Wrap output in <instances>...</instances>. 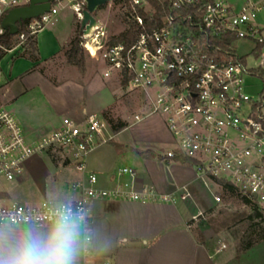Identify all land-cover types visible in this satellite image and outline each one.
<instances>
[{
	"label": "built area",
	"instance_id": "2783aa9c",
	"mask_svg": "<svg viewBox=\"0 0 264 264\" xmlns=\"http://www.w3.org/2000/svg\"><path fill=\"white\" fill-rule=\"evenodd\" d=\"M125 1L118 0L123 13L142 26L144 21L138 11L151 10L148 0H131L130 8ZM30 2L0 0V36L5 32L3 22L8 14ZM170 2L174 12L165 18L164 25L141 33L132 44L113 42L127 29L125 22L126 28L117 35H111L107 25L95 16V25L89 30V24L81 28L86 0H50V11L31 20L26 31L36 37L56 21L61 10H70L80 24V46L92 60L103 64L104 77L141 97L135 122L152 116L164 121L172 143L157 151V158L166 164L180 163L183 158L190 160L196 181L215 203L221 202L218 191L223 181L232 184L263 212V101H253L246 92L247 78L252 75L246 64L238 56L218 57L220 48L212 42L236 37L263 44L264 26L257 20L264 14V0H242L238 6L227 0ZM112 5H116L114 0L104 8ZM189 8L192 13H179ZM25 39V34L16 36L19 45H24ZM115 135L106 119L89 115L83 120L63 118L57 128L29 139L15 113L0 100V177L16 181L23 176L29 159L49 154L60 156L82 176L70 186L72 192L80 194L76 200L0 204V228L52 227L60 212L70 210L83 217L78 225L87 233L89 212L100 200L177 206L193 199L188 185L163 194L142 182L132 167L118 170L110 178L111 186L101 187L87 161L92 152L110 143ZM201 216L202 213L194 215L192 221L197 222ZM86 242H90L89 237Z\"/></svg>",
	"mask_w": 264,
	"mask_h": 264
},
{
	"label": "crops",
	"instance_id": "0c3cea01",
	"mask_svg": "<svg viewBox=\"0 0 264 264\" xmlns=\"http://www.w3.org/2000/svg\"><path fill=\"white\" fill-rule=\"evenodd\" d=\"M55 23L53 27L45 28L36 36V61L29 58L28 52L16 57L13 49L0 60V100L15 113L29 139L57 128L63 118L83 120L94 114L84 104L56 107L39 90L41 81L57 84L56 81L53 82L48 66L60 56L64 57V51L76 32V27L66 24L63 18L56 19ZM24 48L22 50L25 52L27 48ZM171 143L170 138L160 145V150L169 148ZM108 144L99 146L87 161L89 170L98 175L101 187L111 186L110 178L115 174L106 171L102 165L106 153L103 148ZM136 149L141 159L149 150ZM135 162L141 165V170L135 168L140 180L153 185L160 193H172L180 186L188 185L194 199L198 189L204 190L203 187L195 186L193 171L188 172L173 166L168 169L162 165H150L148 162L145 164V160L140 162L136 158ZM65 167L67 165L61 169V165H55L47 155L29 159L23 176L16 181L8 182L1 177L0 204L20 203L16 200L21 198H18L17 193L25 189L30 191L26 200L35 201L40 197V192L45 196L48 189L51 193H57L63 180L68 179L71 186L82 178L76 170L68 178ZM70 186L66 194L62 193L63 200L59 202H69L80 197L78 192L70 190ZM211 202L217 204L212 198ZM36 203L40 202L24 204ZM194 207L189 202L173 206L100 200L89 212L87 233L78 225L76 264H264V252H261L264 249V240L237 253L221 239H216L206 230L198 229L197 223L192 221L193 216L199 212ZM50 228L4 227L0 228V239L7 247L9 242L20 236L28 233L43 235ZM87 237L90 238L88 243Z\"/></svg>",
	"mask_w": 264,
	"mask_h": 264
},
{
	"label": "rangeland",
	"instance_id": "374dc122",
	"mask_svg": "<svg viewBox=\"0 0 264 264\" xmlns=\"http://www.w3.org/2000/svg\"><path fill=\"white\" fill-rule=\"evenodd\" d=\"M227 2L238 6L242 0H227ZM122 13V8L119 5H112L109 8L99 9L94 13V16L107 25L111 35H117L126 28L121 17ZM59 18H63L66 24H72L73 28L77 27L76 17L70 10H61L56 19L59 20ZM55 22L47 28L53 27L56 24ZM257 23L264 26V14L259 16ZM262 37L264 38V29ZM16 41L17 44L13 51L15 50L16 57H19L28 51L26 49L24 52L22 50L24 47L18 44V40ZM255 47L256 42L239 40L235 44L234 50L238 58L245 60L248 69L257 70L264 74V49L263 55L256 57L254 55ZM85 57L86 70L84 73L73 66H66L63 55L55 59L48 68L49 74L53 75V82L56 81L57 84L53 85L51 82L41 81L39 90L56 107L84 104L89 112L94 113L93 115L106 119L111 131L112 125H117L120 122L126 123L127 128L114 136L113 141L103 148V150L106 149L102 163L105 170L114 173L124 167L141 170V165L139 166L135 162L136 158L140 162L145 160V164L148 162L150 165H162L164 168L168 167V169L173 166L186 169L188 172L193 171L196 178V173L191 164L174 162L166 164L157 158L155 150L160 151V145L171 138L164 121L158 116H152L141 122H135L134 116L141 110V97L138 94L130 93L116 80L105 78L103 64L92 60L88 54ZM263 91L264 80L260 76L251 75L247 78L246 92L252 97L253 101L260 100ZM262 113L264 114V106H262ZM113 134L115 133L113 132ZM136 148L149 150L146 152L145 157L141 159ZM47 156L55 165H61V169H63L62 166H66L60 156L50 154ZM141 164L144 166L143 163ZM65 169L69 174L68 178L73 175L75 170L74 166H67ZM0 181H2L1 177ZM68 182V179L61 181V187L57 188V193H51V190L48 189L45 196H42V192H40V197L35 201L26 200L30 196V191L25 189L17 193L18 198L21 197L25 200L21 198L16 200L20 203H35L45 200L59 202L63 200L61 195L68 192L70 186ZM195 186L203 187L199 181H196ZM218 193L221 196V202L218 204L211 202L212 196L205 188L204 190L198 189L195 192L194 199L189 202V204L195 206L194 208L199 211L198 213H202V216L196 222L198 229L200 231L206 230L216 239H221L237 253L243 251L244 245L250 240H254L255 245L258 244L257 239L261 232L259 228H254L255 223L248 219L251 210L237 199L226 197L222 189ZM261 213L264 215V211ZM199 235H201L200 232ZM261 252L263 253L264 249Z\"/></svg>",
	"mask_w": 264,
	"mask_h": 264
},
{
	"label": "trees",
	"instance_id": "16d2710c",
	"mask_svg": "<svg viewBox=\"0 0 264 264\" xmlns=\"http://www.w3.org/2000/svg\"><path fill=\"white\" fill-rule=\"evenodd\" d=\"M131 0H126V4L128 8H130L129 3ZM115 4L118 5V0H114ZM149 5L151 7V10L144 11L139 10L138 14L143 18L144 24L142 26L137 25L136 23L132 22L129 18V15L127 13H122L121 17L123 18L124 22L127 25V29L121 33L118 37L113 38L114 43L118 42H124L127 44H132L136 41V39L139 37V35L143 32H152L154 29L160 28L164 25V20L167 16L172 14L174 11L171 7L170 0H148ZM101 9H104L101 8ZM193 9L189 8L186 10L179 11V13H192ZM31 22V20H26L22 22L19 25V34H25V43L24 47L28 50L29 58L32 61H36V37L30 36V34L26 31L27 25ZM16 36H13L9 33L8 30H5L4 34L0 36V60H2L9 51H11L15 45L16 42ZM239 40L236 37L231 38H224L222 40H214L212 44L214 46H217L220 48V53L218 57L227 58L228 55H233L236 57V52L232 48L235 47V44ZM264 49V43L263 44H256L254 55L256 57H260ZM86 52L84 49L80 46V24H77L76 32L74 37L72 38L68 48L64 51V58L66 60V63L69 66L76 67L81 72H85L86 70ZM243 63H245L244 59H240ZM250 73L252 75H258L264 80V74L260 71L251 70ZM125 86L126 84L123 83ZM261 98L263 101L264 106V91L261 94ZM127 128L126 123L120 122L117 125H112V131L115 134L120 133L121 131L125 130ZM181 164H191V161L183 158L180 161ZM221 186L223 193L226 197H233L237 199L240 203L245 205L251 210V214L248 216V219L251 222H254L253 225L254 228H259L260 235L257 239V242H260L264 240V215L261 213V211L258 209L256 203H254L249 198L243 196L239 191L230 183L221 181ZM254 230V229H253ZM255 232V231H254ZM255 245L254 240H250L247 242V244L244 245L243 250L249 249L252 246Z\"/></svg>",
	"mask_w": 264,
	"mask_h": 264
},
{
	"label": "clouds",
	"instance_id": "9594fccd",
	"mask_svg": "<svg viewBox=\"0 0 264 264\" xmlns=\"http://www.w3.org/2000/svg\"><path fill=\"white\" fill-rule=\"evenodd\" d=\"M82 216L60 212L43 235L25 234L9 242L0 239V264H76L78 224Z\"/></svg>",
	"mask_w": 264,
	"mask_h": 264
},
{
	"label": "water",
	"instance_id": "95a60500",
	"mask_svg": "<svg viewBox=\"0 0 264 264\" xmlns=\"http://www.w3.org/2000/svg\"><path fill=\"white\" fill-rule=\"evenodd\" d=\"M110 0H86L87 8L84 13V20L81 23V28L87 24L89 30L91 26L96 24L94 13L105 7ZM51 8L50 0H31L30 5L12 10L3 22L5 30L13 36L18 35L19 25L26 20H33L45 13H48Z\"/></svg>",
	"mask_w": 264,
	"mask_h": 264
}]
</instances>
